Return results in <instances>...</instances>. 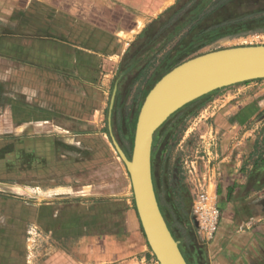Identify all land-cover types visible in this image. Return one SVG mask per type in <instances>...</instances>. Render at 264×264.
I'll list each match as a JSON object with an SVG mask.
<instances>
[{"label": "crops", "instance_id": "0c3cea01", "mask_svg": "<svg viewBox=\"0 0 264 264\" xmlns=\"http://www.w3.org/2000/svg\"><path fill=\"white\" fill-rule=\"evenodd\" d=\"M176 1L0 0V139L8 143L0 149L11 155L15 145L24 142L28 154L29 145L35 191L48 197L37 205L31 222L35 231L45 228L59 239L82 240L83 248L102 257L104 264H130L149 258L153 251L129 172L101 168L106 160L104 166L87 168L85 163L90 165L100 152L87 148L82 157L81 146L70 144L75 141L69 128L77 129L76 137L92 135V128L101 133L117 87L114 124L130 130L134 113L125 94L131 84L123 87V79L134 69L126 67L127 56L147 25ZM180 37L164 43L155 60L160 63ZM215 91L193 109H213L206 125L215 130L214 137L206 133L201 150L220 209L219 226L207 242L185 241L189 263L264 264V122L252 121L264 113V79ZM65 120L67 124L60 122ZM63 131L68 133L60 135ZM93 138H98L105 156V137ZM60 143L66 146V158L77 157L83 165L66 176L80 180L75 190L68 178H54ZM26 169L22 174L27 176ZM63 194L77 198L58 200Z\"/></svg>", "mask_w": 264, "mask_h": 264}, {"label": "rangeland", "instance_id": "374dc122", "mask_svg": "<svg viewBox=\"0 0 264 264\" xmlns=\"http://www.w3.org/2000/svg\"><path fill=\"white\" fill-rule=\"evenodd\" d=\"M218 1L221 3L226 0H216V3ZM212 8V6L209 7V10ZM224 15H230L231 17L224 22L215 24L218 21L215 15L205 22L213 33L205 36L203 42H200L203 44L198 43L197 49L185 52L183 61L198 54L220 48L264 44V0H233L227 5ZM234 15L235 17H233ZM220 30L221 32H219ZM157 57L156 55L152 59L151 65L141 76H138V68H134L126 76V79H123V87L131 84L130 92L128 95L125 94L127 107L131 105V111L134 113V123L129 131L115 127L113 111L117 95L115 96L111 117L112 132L128 156L132 155L135 121L144 101V95L160 75H153L156 67L160 64L155 60ZM2 66V63H0V71H2ZM241 83L243 82H239V84ZM125 90L126 88L123 90L124 93ZM212 92L216 93L215 90ZM210 93L203 95L204 97L201 96L203 98L198 101L208 98ZM194 105L196 103L191 102L174 112L156 130L152 145L153 178L159 204L170 229L179 241L188 263L191 259L185 241L190 239L189 243L194 241L197 244V239L200 242L209 240L202 238L196 227L193 217V192L184 181L185 160L195 157L198 153L205 155V152L201 150L205 148L204 144L207 143L204 141V135L211 132L214 137L215 133V130L210 128L211 126L206 125L213 109L207 107L203 111H191ZM108 117L109 113H104L101 121L103 124L101 133L95 134L92 128V135L89 134L84 137L79 135L76 137L75 130L77 129L69 128L71 137L75 141L74 143L70 142V144L76 145L78 143L85 148L80 147L82 157L86 156L84 151L87 148H91L92 153L99 154L100 152V156H95V161H92L90 165L88 162L85 163L87 168L93 167L94 169L100 163L101 166H104L106 160V167L101 168H106V170L119 168L123 172L128 171L112 142ZM253 119L252 121L255 123L258 121L264 122V113L259 112ZM60 122L63 124L68 123L66 120ZM177 126H179L176 130L177 138L175 141L170 142V137ZM78 129L82 128L79 127ZM260 132L261 135H264V128ZM66 133L68 132L63 131L60 135ZM94 136L105 137L108 148L106 157L102 154L103 146L99 143L98 138H93ZM6 141V138L0 139V148L8 144ZM24 145V142L15 145V152L11 155L4 152L3 148L0 149V264H104L102 257L93 256L94 254L91 253L93 251L87 252L86 248H83L82 240L76 238L59 239L49 231L47 232L45 228L35 231L33 228L34 223L31 222L35 220L37 205L44 203L48 197L35 191V176L33 173H29V168L34 167V159L31 158L29 145L27 144L28 154ZM19 146L21 150L18 151ZM59 146V160L55 161L53 165L55 181L63 180L66 182L68 178L70 186L75 190L81 185V183L78 184L80 180L76 181L77 179H74V176H66L73 171H81L83 165L78 162L77 157L66 158V146L61 143ZM67 149L72 150L73 148L68 146ZM24 168L28 169L27 176L22 174ZM108 173L106 172L107 175ZM95 177L98 178V175L92 178ZM177 179H181L180 184H177ZM164 195H166V201H164ZM61 196L58 200L67 198L66 194ZM74 198L77 197L71 194L67 199L73 200ZM167 204L170 210H168ZM193 225L196 227V233ZM157 262L158 259L153 253L147 259L136 258L130 264H158Z\"/></svg>", "mask_w": 264, "mask_h": 264}, {"label": "water", "instance_id": "95a60500", "mask_svg": "<svg viewBox=\"0 0 264 264\" xmlns=\"http://www.w3.org/2000/svg\"><path fill=\"white\" fill-rule=\"evenodd\" d=\"M264 78V44L220 48L193 56L165 73L149 90L138 113L132 155L129 157L109 132L132 182L136 209L150 248L160 264H189L169 227L155 189L152 145L156 130L177 110L216 89Z\"/></svg>", "mask_w": 264, "mask_h": 264}, {"label": "trees", "instance_id": "16d2710c", "mask_svg": "<svg viewBox=\"0 0 264 264\" xmlns=\"http://www.w3.org/2000/svg\"><path fill=\"white\" fill-rule=\"evenodd\" d=\"M231 1L233 0H226L221 3L218 1L216 3V0H177L174 5L167 8L158 18L147 25L140 34L138 41L134 44L132 54L130 52L127 56L128 61L126 67H131L132 69L138 68V76H141L146 69L149 68L153 57H155L160 50L164 49V43L172 41L180 34L181 37L176 44L165 53L162 61L156 67L155 74L153 75H160L150 86L144 95V99L149 90L165 73L183 62L182 59H184L185 52L197 49L198 43L203 42L202 40H204L205 36L213 33V31L209 30L210 27L205 24L207 20L216 15L218 21L215 22V24H217L231 17L230 15H224L225 9ZM211 6L213 8L209 10ZM233 17H235V15ZM219 32H221V30ZM200 44L202 45L203 43ZM151 80L153 81V79ZM203 97L195 99L192 102L197 104L200 102L198 100ZM194 110L196 109H192L191 111ZM178 128L179 126H177L174 133L171 135L170 142L176 140V130Z\"/></svg>", "mask_w": 264, "mask_h": 264}, {"label": "built area", "instance_id": "2783aa9c", "mask_svg": "<svg viewBox=\"0 0 264 264\" xmlns=\"http://www.w3.org/2000/svg\"><path fill=\"white\" fill-rule=\"evenodd\" d=\"M185 164L184 181L193 192V217L196 227L202 238L210 240L218 230L220 209L216 195L210 187L206 156L198 153L185 160Z\"/></svg>", "mask_w": 264, "mask_h": 264}, {"label": "flooded vegetation", "instance_id": "af4514ba", "mask_svg": "<svg viewBox=\"0 0 264 264\" xmlns=\"http://www.w3.org/2000/svg\"><path fill=\"white\" fill-rule=\"evenodd\" d=\"M180 182H181V179H177V184H180ZM182 252H183V250H182Z\"/></svg>", "mask_w": 264, "mask_h": 264}]
</instances>
